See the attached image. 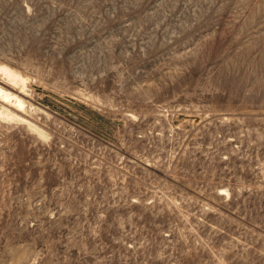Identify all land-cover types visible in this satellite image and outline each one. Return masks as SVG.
Segmentation results:
<instances>
[{
  "label": "rangeland",
  "instance_id": "obj_1",
  "mask_svg": "<svg viewBox=\"0 0 264 264\" xmlns=\"http://www.w3.org/2000/svg\"><path fill=\"white\" fill-rule=\"evenodd\" d=\"M1 65L0 264H264V0H0Z\"/></svg>",
  "mask_w": 264,
  "mask_h": 264
},
{
  "label": "bare ground",
  "instance_id": "obj_2",
  "mask_svg": "<svg viewBox=\"0 0 264 264\" xmlns=\"http://www.w3.org/2000/svg\"><path fill=\"white\" fill-rule=\"evenodd\" d=\"M0 70H1V72L5 75V76H7L9 79H11V80H15L14 82H18L19 81V79H22L21 78V75H18L17 73H15L12 69H10L9 67H7V66H0ZM16 80H18V81H16ZM25 80V79H24ZM3 82V81H2ZM6 82V81H5ZM9 83V82H8ZM19 83H23L24 84V82H22V80H20V82ZM7 84V83H6ZM10 84V83H9ZM9 84H7V85H5V87L3 86H1L0 85V98H2L3 100H5V101H9V102H13L14 104L16 103L17 104V106L19 105V106H21L22 105V103H23V100L21 99V95L19 96V95H17V94H14L12 91H11V89H14L11 85H9ZM13 85V84H12ZM15 85V84H14ZM13 85V86H14ZM21 91V90H20ZM19 94V93H18ZM7 104V103H6ZM13 104V105H14ZM15 106V105H14ZM25 106V105H24ZM24 106H22V107H24ZM17 108V107H16ZM21 108V107H20ZM25 108V107H24ZM4 109H5V107H4ZM4 109H3V111H4ZM17 109H19V108H17ZM9 111V110H8ZM7 112V111H6ZM10 112V111H9ZM9 112L8 113H6V115L8 116V114H9ZM13 113V112H12ZM3 114V112L2 111H0V115H2ZM14 114V113H13ZM11 116V115H10ZM6 117V116H5ZM19 119H21V118H19ZM28 124V123H27ZM29 125V124H28Z\"/></svg>",
  "mask_w": 264,
  "mask_h": 264
}]
</instances>
